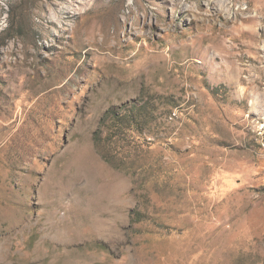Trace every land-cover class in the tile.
Segmentation results:
<instances>
[{
    "label": "rangeland",
    "instance_id": "obj_1",
    "mask_svg": "<svg viewBox=\"0 0 264 264\" xmlns=\"http://www.w3.org/2000/svg\"><path fill=\"white\" fill-rule=\"evenodd\" d=\"M0 264H264V0H0Z\"/></svg>",
    "mask_w": 264,
    "mask_h": 264
},
{
    "label": "trees",
    "instance_id": "obj_2",
    "mask_svg": "<svg viewBox=\"0 0 264 264\" xmlns=\"http://www.w3.org/2000/svg\"><path fill=\"white\" fill-rule=\"evenodd\" d=\"M99 136V132L97 133V137Z\"/></svg>",
    "mask_w": 264,
    "mask_h": 264
}]
</instances>
